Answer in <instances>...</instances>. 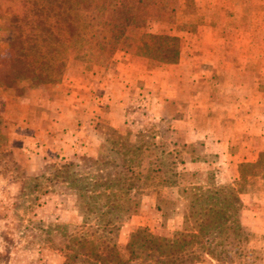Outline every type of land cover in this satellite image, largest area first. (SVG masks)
Wrapping results in <instances>:
<instances>
[{
    "label": "rangeland",
    "instance_id": "obj_1",
    "mask_svg": "<svg viewBox=\"0 0 264 264\" xmlns=\"http://www.w3.org/2000/svg\"><path fill=\"white\" fill-rule=\"evenodd\" d=\"M177 2L173 23L154 21L147 31L181 38V58L192 76L178 93L172 65L125 52L109 68L89 70V64L72 60L59 83L38 89L23 84L24 96L2 93L0 264H93L83 251L67 249L84 219L73 179L93 186L101 175L106 186L114 170L104 164L119 158L110 152L113 142L141 147L144 159L138 170L144 178L135 180L140 190L121 199L125 210L115 234L125 258L137 231L167 238L182 231L191 221L193 189L202 187L234 191L242 208L226 234H215L211 249L218 258L203 256L193 264H264V233L249 224L264 188V0ZM16 6L17 0H0V63L19 55L12 47ZM221 55L229 60L219 59L226 67L222 74L200 75L205 79L193 90L204 64L190 58ZM134 62L150 78L120 75L119 86L117 66ZM99 98L105 102L98 104ZM225 137L233 143L222 154L215 142ZM120 166L127 172L128 164Z\"/></svg>",
    "mask_w": 264,
    "mask_h": 264
},
{
    "label": "trees",
    "instance_id": "obj_2",
    "mask_svg": "<svg viewBox=\"0 0 264 264\" xmlns=\"http://www.w3.org/2000/svg\"><path fill=\"white\" fill-rule=\"evenodd\" d=\"M179 9L177 0H17L18 31L12 47L19 55L0 63V97L5 92L24 96L23 84L38 89L59 83L72 60L89 64V70L109 68L116 55L125 52L176 65L182 55L181 38L152 34L147 27L154 21L173 23ZM4 128L0 116V144ZM111 145L110 152L119 158L104 164L114 170L106 186L97 173L93 186L84 185L78 177L73 179L84 219L80 235L70 236L67 249L83 251L93 264H193L203 256L218 258L211 249L215 234L222 237L227 233V225L240 218L242 203L234 191L202 187L193 189L187 217L191 221L182 231L173 238L137 231L127 246L128 257L120 253L115 232L125 210L121 199L140 190L135 180L144 178L138 171L144 159L141 147L133 150L116 142ZM120 162L128 164L127 172ZM104 197L115 201L105 203Z\"/></svg>",
    "mask_w": 264,
    "mask_h": 264
},
{
    "label": "crops",
    "instance_id": "obj_3",
    "mask_svg": "<svg viewBox=\"0 0 264 264\" xmlns=\"http://www.w3.org/2000/svg\"><path fill=\"white\" fill-rule=\"evenodd\" d=\"M204 29H205V32H207L208 27L206 26ZM201 44H202V47H204V46H206L207 43L204 40H202ZM218 57L219 56H213V57H211L212 60L208 59V57L204 58L203 60H201L200 57H198V58L195 57L194 59L190 58L191 61L200 62V64H202V65L204 64V66H203L204 69L202 67L201 68L199 67L198 69L200 72L196 73V76L193 77V80H195V79L197 80L196 83L193 82L191 84V85L194 84L196 86V87H194L193 90L196 91V89H198V84H199L198 80L205 79L204 77H200V75L201 76L204 75L207 77L212 76V78H216L217 76L222 74V70L225 69L226 67H225V65H223V66L219 65L221 63L219 59H221V61H223V63H227V62H229V60H228V57H226L224 55L223 56L221 55V57H219V58ZM225 60L226 61L228 60V61L225 62ZM135 63L136 62L127 66L126 68H124L123 65L117 66V68L114 72H115V75L117 78L116 82L119 86H124L122 83L119 82V76L120 75H121V77H123L124 74L127 75L128 77H130V76L131 77L132 76L139 77V79L141 78V80H147V78H150L149 72L147 70L140 68V67H137L138 64L135 65ZM187 63H188L187 58H185L183 56L178 64L170 66V74H171V76H174V81H175V87H174L173 91L176 93H178L180 91V86L183 85L184 82L188 79L187 76H192V73H190V71H188ZM194 64H196V63H194ZM163 76H165V75H163ZM163 76L162 75L158 76V78L162 79ZM141 85H143V83H141ZM125 87H121V88H125ZM100 100L105 102L103 98H101V99L99 98L98 104H99ZM122 100L119 102H122ZM125 103L126 102L123 101L121 103V105L123 106ZM83 112L82 113L85 114V111H83ZM121 123H122V121H121ZM118 125L119 124H116L114 126L117 127ZM119 126H121V124ZM231 142L233 143V140H231V137H225L224 139L223 138L218 139L215 142L217 152H221L222 154H225L229 145L231 144ZM258 157L259 156L256 157V159H255L256 161L258 160ZM260 196H261L262 200L258 202V205H256V207H258V208H256L257 209L256 212H252V214H254V215L251 217V222L249 224L252 227L253 232L263 234L264 233V212H262L261 214H259L258 212H259V209H264V188H263V191L260 193ZM250 197L251 198L252 197L257 198V195L253 194ZM243 202L245 204H251V202H253V200L252 199H246ZM245 219L247 220L246 217H245Z\"/></svg>",
    "mask_w": 264,
    "mask_h": 264
}]
</instances>
